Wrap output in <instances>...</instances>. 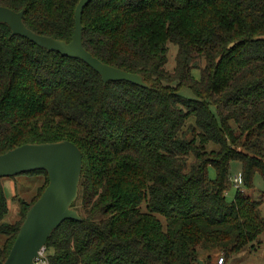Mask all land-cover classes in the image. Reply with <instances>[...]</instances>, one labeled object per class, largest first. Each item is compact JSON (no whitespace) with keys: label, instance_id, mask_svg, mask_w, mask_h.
Here are the masks:
<instances>
[{"label":"trees","instance_id":"trees-1","mask_svg":"<svg viewBox=\"0 0 264 264\" xmlns=\"http://www.w3.org/2000/svg\"><path fill=\"white\" fill-rule=\"evenodd\" d=\"M79 2L0 7L23 11L34 33L70 43ZM82 23L90 54L149 87L105 83L84 61L0 23V155L69 141L83 156L72 206L82 220L52 234L49 263L196 264L200 251L225 246L229 258L253 244L264 220L242 186L253 188L258 174L264 181V0H92ZM234 161L243 174L229 202ZM18 176L45 179L31 203L19 199L14 223H5L0 182V264L50 183L44 170Z\"/></svg>","mask_w":264,"mask_h":264},{"label":"water","instance_id":"water-1","mask_svg":"<svg viewBox=\"0 0 264 264\" xmlns=\"http://www.w3.org/2000/svg\"><path fill=\"white\" fill-rule=\"evenodd\" d=\"M91 1L80 0L75 12V32L70 43L41 36L28 29L23 20V11L15 12L0 7V23L7 24L14 36H22L49 51L84 61L105 83L127 81L148 88L142 76L104 64L84 48L82 17ZM38 170L47 172L49 186L27 212L26 220L3 264H34L63 222L82 220L78 211L72 209L79 195L83 171V156L79 148L69 141L27 144L0 155V182L5 178Z\"/></svg>","mask_w":264,"mask_h":264},{"label":"rangeland","instance_id":"rangeland-1","mask_svg":"<svg viewBox=\"0 0 264 264\" xmlns=\"http://www.w3.org/2000/svg\"><path fill=\"white\" fill-rule=\"evenodd\" d=\"M177 55L176 48L170 47L168 70L173 71L176 65L175 57ZM232 178L243 174V166L240 162L234 161L231 163L230 169ZM210 175L215 178V173L210 169ZM43 176H18L15 180L11 178H5L1 180L6 197L9 200L10 211L5 218V223H14L20 219V203L19 199H23L31 203L38 193V189L44 183ZM235 179V178H234ZM241 189V184L236 183L233 180V184L229 188L226 196L229 202L234 201L237 194V188ZM242 191L245 195L251 197L254 201L260 203L259 213L264 220V181L258 174L254 179V186L251 189L246 188L244 185ZM17 189L16 197L13 199V194ZM5 240L3 235H0V244ZM228 247H230L228 245ZM225 246H219L210 251H200V259L196 264H207L206 257L209 255L212 260V264H264V233L248 247L235 255H230L226 258L224 255Z\"/></svg>","mask_w":264,"mask_h":264},{"label":"built area","instance_id":"built-area-1","mask_svg":"<svg viewBox=\"0 0 264 264\" xmlns=\"http://www.w3.org/2000/svg\"><path fill=\"white\" fill-rule=\"evenodd\" d=\"M234 178H235L234 181L236 183H239L237 176ZM34 264H50L46 253V247L41 250L39 257L35 259Z\"/></svg>","mask_w":264,"mask_h":264},{"label":"crops","instance_id":"crops-1","mask_svg":"<svg viewBox=\"0 0 264 264\" xmlns=\"http://www.w3.org/2000/svg\"><path fill=\"white\" fill-rule=\"evenodd\" d=\"M15 195H16V190H15V192H14V194H13V196H12V197L14 198V197H15Z\"/></svg>","mask_w":264,"mask_h":264}]
</instances>
